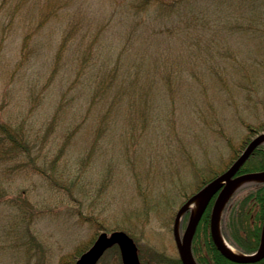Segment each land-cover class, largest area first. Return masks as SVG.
Listing matches in <instances>:
<instances>
[{
  "label": "rangeland",
  "instance_id": "374dc122",
  "mask_svg": "<svg viewBox=\"0 0 264 264\" xmlns=\"http://www.w3.org/2000/svg\"><path fill=\"white\" fill-rule=\"evenodd\" d=\"M0 121L29 142H0V264L115 229L166 264L180 205L264 131V0H0Z\"/></svg>",
  "mask_w": 264,
  "mask_h": 264
},
{
  "label": "trees",
  "instance_id": "16d2710c",
  "mask_svg": "<svg viewBox=\"0 0 264 264\" xmlns=\"http://www.w3.org/2000/svg\"><path fill=\"white\" fill-rule=\"evenodd\" d=\"M0 133V142L5 145V150L14 152L15 155L19 153L29 155V142L21 125L14 127L6 121H0ZM238 155L239 153L236 152L231 162ZM263 169L264 143H260L251 151L237 173ZM217 174L213 172L208 177L203 176L199 189ZM4 190L5 188L2 186L0 188V198L4 196ZM212 201L213 198L210 199L204 209L191 237L190 248L195 262L197 264H264V257L256 262H235L225 257L217 249L209 231ZM184 202L185 200L180 207ZM188 216V210L184 211L181 221L184 223ZM263 219L264 180L247 183L229 196L222 209L220 229L223 237L230 245L243 253H251L259 244ZM166 264H181V262L179 258H172Z\"/></svg>",
  "mask_w": 264,
  "mask_h": 264
},
{
  "label": "water",
  "instance_id": "95a60500",
  "mask_svg": "<svg viewBox=\"0 0 264 264\" xmlns=\"http://www.w3.org/2000/svg\"><path fill=\"white\" fill-rule=\"evenodd\" d=\"M263 142L264 131L256 134L223 172L209 180L200 189V194L204 196L203 200L198 209L190 214L185 229L182 232L181 240H179L177 235L178 221L183 211L187 208V203H189L188 201L190 200H187V202L178 209L175 216L174 235L177 243L178 255L182 264L195 263L190 249L191 237L204 209L213 195H215V198L209 216V230L213 243L217 249L228 259L240 263L256 262L264 257V219L262 222L258 247L252 253H242L239 251L235 254L230 253L222 243L219 228L221 210L232 192L243 183L264 180V169L237 173V170L246 160L251 151L258 144ZM112 245L118 247L122 264H140L137 247L132 237L125 231L118 229L111 230L110 232L105 230L99 232L91 245L79 254L73 264H96L104 251Z\"/></svg>",
  "mask_w": 264,
  "mask_h": 264
},
{
  "label": "bare ground",
  "instance_id": "6f19581e",
  "mask_svg": "<svg viewBox=\"0 0 264 264\" xmlns=\"http://www.w3.org/2000/svg\"><path fill=\"white\" fill-rule=\"evenodd\" d=\"M203 195L200 194L198 196H195L193 197L190 201H189V205L190 207L192 208V213H194L198 207L200 206L202 200H203ZM221 240H222V243L224 244V246L227 248V250L232 253V254H235L237 252V250L231 246L222 236H221ZM195 264V263H194Z\"/></svg>",
  "mask_w": 264,
  "mask_h": 264
}]
</instances>
